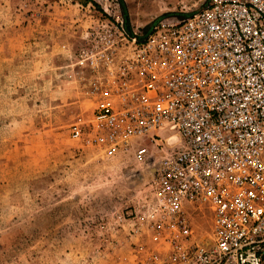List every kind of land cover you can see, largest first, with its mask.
I'll list each match as a JSON object with an SVG mask.
<instances>
[{"label": "built area", "instance_id": "built-area-1", "mask_svg": "<svg viewBox=\"0 0 264 264\" xmlns=\"http://www.w3.org/2000/svg\"><path fill=\"white\" fill-rule=\"evenodd\" d=\"M75 58L96 103L72 138L109 155L136 142L153 171L132 230L147 263L264 264V0H211L144 42L98 17Z\"/></svg>", "mask_w": 264, "mask_h": 264}, {"label": "rangeland", "instance_id": "rangeland-1", "mask_svg": "<svg viewBox=\"0 0 264 264\" xmlns=\"http://www.w3.org/2000/svg\"><path fill=\"white\" fill-rule=\"evenodd\" d=\"M91 1L0 0V264H148L132 230L151 173L136 142L109 155L72 138L96 103L75 57L98 17L143 36L207 0ZM211 219L197 220L201 237Z\"/></svg>", "mask_w": 264, "mask_h": 264}, {"label": "water", "instance_id": "water-1", "mask_svg": "<svg viewBox=\"0 0 264 264\" xmlns=\"http://www.w3.org/2000/svg\"><path fill=\"white\" fill-rule=\"evenodd\" d=\"M211 0H207V2L203 5V7L195 12H192L184 17H174V16H169L168 14L166 15H162L158 18H156L155 20L152 21V23L149 25V27L147 28L145 34L143 36H139L136 33H132L130 32V30L125 26V24H123V28L124 31L126 32V34L129 36V38H131L132 40H136L137 42H144L153 32V30L155 29V27L162 22L163 20H176L174 18H177L178 20H188L193 18L194 16H196L197 14H199L201 11H203L209 4ZM150 172V171H149ZM150 173H153L150 172Z\"/></svg>", "mask_w": 264, "mask_h": 264}, {"label": "trees", "instance_id": "trees-1", "mask_svg": "<svg viewBox=\"0 0 264 264\" xmlns=\"http://www.w3.org/2000/svg\"><path fill=\"white\" fill-rule=\"evenodd\" d=\"M90 2H92V1L91 0H85V3H87V4L90 3Z\"/></svg>", "mask_w": 264, "mask_h": 264}]
</instances>
